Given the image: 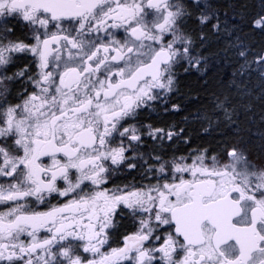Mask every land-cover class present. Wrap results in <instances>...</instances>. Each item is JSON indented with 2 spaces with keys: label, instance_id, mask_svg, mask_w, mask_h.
<instances>
[{
  "label": "snow or ice",
  "instance_id": "1",
  "mask_svg": "<svg viewBox=\"0 0 264 264\" xmlns=\"http://www.w3.org/2000/svg\"><path fill=\"white\" fill-rule=\"evenodd\" d=\"M221 16L211 0H0V264H264V161L227 133L169 156L185 129L138 121L223 43L232 79L197 116L237 136L259 104L264 125V46ZM248 24L264 34V6ZM117 217L134 231L112 246Z\"/></svg>",
  "mask_w": 264,
  "mask_h": 264
},
{
  "label": "trees",
  "instance_id": "2",
  "mask_svg": "<svg viewBox=\"0 0 264 264\" xmlns=\"http://www.w3.org/2000/svg\"><path fill=\"white\" fill-rule=\"evenodd\" d=\"M211 3L221 12L222 19L225 12L229 19L233 15L236 16L235 22L241 29L240 35L245 43H251L256 51L264 46V34H261L259 30L253 32L248 24V21L262 11L264 0H211ZM189 27H193L191 22H189ZM223 46V43L213 44L209 48L206 53L209 61L203 72L195 69L187 73L182 68L178 70L179 92L175 94V104L180 106L181 111L179 114L167 115L163 121L174 123L178 128H184V138L193 148L214 147L221 139V134L227 133L226 138L241 145L248 156L259 163L264 161L262 160L264 159V141L259 138V133L264 132V125L260 124L261 107L259 104L253 107L252 111L255 115L252 122L241 117L240 128L235 130L240 133L237 136H233L232 131L223 125L217 128L213 124L212 128L205 132L204 129L208 128V123L197 116V113L205 116L212 112V94L223 91L232 79L234 71L232 60L229 57L215 55ZM183 118L184 124L182 125ZM212 119L215 121L216 117L213 116ZM249 128L255 135L248 132Z\"/></svg>",
  "mask_w": 264,
  "mask_h": 264
},
{
  "label": "flooded vegetation",
  "instance_id": "3",
  "mask_svg": "<svg viewBox=\"0 0 264 264\" xmlns=\"http://www.w3.org/2000/svg\"><path fill=\"white\" fill-rule=\"evenodd\" d=\"M150 11V10H149ZM51 30L55 31L54 28ZM112 33L116 36L117 39H123L126 35L123 29H111ZM16 36L23 37L25 35V30L23 29L22 25H17L16 26ZM94 36L96 35L95 33L93 34ZM99 36L101 38H106L105 33L101 32L99 33ZM32 57L31 55H18L15 61V65L11 68V71H16L18 69L24 68L25 66H31L34 68V65L31 64ZM21 91V85L17 84L15 88L13 89V96L17 95ZM175 103V95L172 96L170 102H169V111L165 112L163 107L157 105L155 107V110L151 109H144L139 112L138 116V121L143 124H151L154 127H159L163 128L165 131L169 129L171 125H175L174 123H164L163 119L169 115L172 116L173 114H179L180 111L178 112H173L171 111V104ZM129 123H132V121H129ZM184 124V118L182 119V125ZM178 128V127H177ZM118 142V141H117ZM147 147L150 148L153 144L151 140H147ZM186 146V148H184ZM199 147L193 148L191 145L188 143H184L183 139L177 141L174 144H170L168 142H165V150L169 154V156L175 152L176 155H188L192 150L197 149ZM132 175H136V173H132ZM129 180H131V176L127 177ZM124 179L123 177H119L116 179L115 183H123ZM111 186V185H110ZM55 203V201H53ZM0 210H3V206H0ZM118 220V228L116 231L113 233V238H112V246H116L118 243L121 242V237L122 235L134 231V227L132 224V221L130 218H124L120 219L117 217Z\"/></svg>",
  "mask_w": 264,
  "mask_h": 264
},
{
  "label": "rangeland",
  "instance_id": "4",
  "mask_svg": "<svg viewBox=\"0 0 264 264\" xmlns=\"http://www.w3.org/2000/svg\"><path fill=\"white\" fill-rule=\"evenodd\" d=\"M248 155V154H247ZM248 158L252 161V162H254V163H258V162H256V161H253V159H251L249 156H248ZM258 160V159H257ZM262 160H264V159H262ZM258 161H260V160H258Z\"/></svg>",
  "mask_w": 264,
  "mask_h": 264
}]
</instances>
